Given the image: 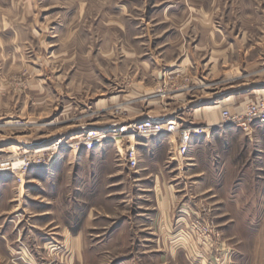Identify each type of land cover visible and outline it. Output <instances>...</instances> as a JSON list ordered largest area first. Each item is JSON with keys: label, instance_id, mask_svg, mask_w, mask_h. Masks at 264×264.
Here are the masks:
<instances>
[{"label": "rangeland", "instance_id": "1", "mask_svg": "<svg viewBox=\"0 0 264 264\" xmlns=\"http://www.w3.org/2000/svg\"><path fill=\"white\" fill-rule=\"evenodd\" d=\"M262 88L264 0H0V161L58 146L0 176V264H264V122L221 117ZM144 119L198 131L157 153L167 197L126 162Z\"/></svg>", "mask_w": 264, "mask_h": 264}, {"label": "built area", "instance_id": "2", "mask_svg": "<svg viewBox=\"0 0 264 264\" xmlns=\"http://www.w3.org/2000/svg\"><path fill=\"white\" fill-rule=\"evenodd\" d=\"M221 117L223 124H233L244 127L255 120L264 122V98L259 99L256 103L248 104L244 113L233 114L230 113L229 110L224 109L221 112ZM171 122L172 121L170 120L164 122L155 119H144L133 123L131 127L134 130V136L137 138H151L160 135H171L173 133H177L179 139L178 153L179 155L184 156L188 152L189 144L194 134H196L198 131L179 128L175 121L174 123ZM119 131L124 132L126 131V128L122 127L119 129ZM106 138L107 137L105 133H99L93 129H90L80 134L76 142L80 144V146H84L87 150H92L94 148L100 147L102 141ZM57 148L55 150L43 151L39 153L32 151L31 157L24 156L23 158L17 159L16 161L10 160L8 163L4 161V164L6 163L4 166L0 161V176L5 172L13 174L19 169L26 170L28 167L33 165H43L45 164L43 161L45 159L44 156H48L49 152H55ZM126 162L130 168H136L138 160L134 145H131L127 150Z\"/></svg>", "mask_w": 264, "mask_h": 264}, {"label": "crops", "instance_id": "3", "mask_svg": "<svg viewBox=\"0 0 264 264\" xmlns=\"http://www.w3.org/2000/svg\"><path fill=\"white\" fill-rule=\"evenodd\" d=\"M258 90L261 92L262 91L264 92V88L258 89ZM261 94L264 95L263 93H261ZM172 137L175 139V135L171 134V135H161L160 137L137 139V141H136V152H137V157L139 158V160H141L142 152L146 151L147 155L149 156V161L147 163L141 162L139 164V167H138L139 170L136 171V179L138 181L144 182V185L146 187L149 183H152L151 185L154 187L151 190H154L153 195L157 198L158 197H164V196L167 197V196H169L168 192H170V189L166 188V186L163 184L165 182V176L163 174L162 169L160 168L162 164L159 166L156 159L158 156L157 153L161 154L162 152L164 153L165 151H167V149L165 148V143L167 140H170L171 143H174L171 139ZM175 142H176V139H175ZM175 149H176V143L171 145L170 149H168L167 154L171 160L176 157V152H175L176 150ZM171 150H173V152H175V153L174 154L171 153ZM163 162L168 163L167 160H164ZM152 164H155L154 166H158V168H156V167L153 168L154 166ZM158 183L160 186L157 185ZM145 191H149V190L148 189L143 190L142 192H145ZM166 213H168V210L164 206L156 209V211L154 209V211L152 213V217L150 218V220L146 221L145 224L143 225V226H145L144 230H148V229L152 228L154 219H156V217H154V215L161 214V216H163V214H166ZM167 221H164L163 223L166 224L165 222H167ZM166 237L167 236L165 234L161 233V236H155L152 238H153V241L155 240V244L160 249L164 250L165 246H168L167 242H166V239H167ZM147 239H148V237H147ZM117 240L121 241L119 239H117ZM158 252L156 254L160 255V257L155 255L154 257H152L151 262L153 263L155 261L156 262L158 261L161 264H165L167 262V260H164V259L167 257V255L164 254V251L159 252V253ZM153 258H155V259H153ZM126 262L127 261H121L120 260V261H118V264H126Z\"/></svg>", "mask_w": 264, "mask_h": 264}, {"label": "bare ground", "instance_id": "4", "mask_svg": "<svg viewBox=\"0 0 264 264\" xmlns=\"http://www.w3.org/2000/svg\"><path fill=\"white\" fill-rule=\"evenodd\" d=\"M234 96H230L229 98H225L224 100H221L220 102H217V103H224V102H226V101H228V100H230L231 98H233ZM218 105V104H217ZM217 105H206V106H203L202 108H197V110L196 111H198V110H200V109H203V110H212V109H216L217 108ZM171 123H174L173 121L171 122ZM76 137V136H75ZM54 148H56V146L55 145H48V146H44L43 145V147H41V148H38V149H36L35 151L36 152H41V151H45V150H49V149H54Z\"/></svg>", "mask_w": 264, "mask_h": 264}]
</instances>
